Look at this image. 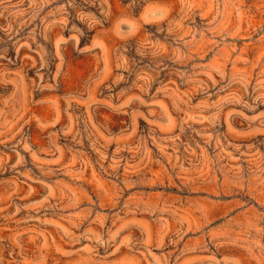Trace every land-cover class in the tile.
Instances as JSON below:
<instances>
[{"label": "rangeland", "instance_id": "rangeland-1", "mask_svg": "<svg viewBox=\"0 0 264 264\" xmlns=\"http://www.w3.org/2000/svg\"><path fill=\"white\" fill-rule=\"evenodd\" d=\"M0 264H264V0H0Z\"/></svg>", "mask_w": 264, "mask_h": 264}]
</instances>
